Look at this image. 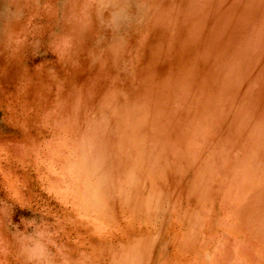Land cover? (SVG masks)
<instances>
[{"label":"rangeland","instance_id":"obj_1","mask_svg":"<svg viewBox=\"0 0 264 264\" xmlns=\"http://www.w3.org/2000/svg\"><path fill=\"white\" fill-rule=\"evenodd\" d=\"M0 264H264V0H0Z\"/></svg>","mask_w":264,"mask_h":264}]
</instances>
